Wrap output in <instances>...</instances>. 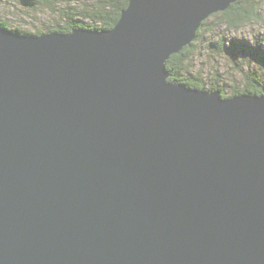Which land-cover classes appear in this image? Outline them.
<instances>
[{"label":"water","instance_id":"95a60500","mask_svg":"<svg viewBox=\"0 0 264 264\" xmlns=\"http://www.w3.org/2000/svg\"><path fill=\"white\" fill-rule=\"evenodd\" d=\"M237 0H130L110 29L0 25V264H264V94L169 80Z\"/></svg>","mask_w":264,"mask_h":264},{"label":"trees","instance_id":"16d2710c","mask_svg":"<svg viewBox=\"0 0 264 264\" xmlns=\"http://www.w3.org/2000/svg\"><path fill=\"white\" fill-rule=\"evenodd\" d=\"M24 7L49 9L58 17L54 24L46 30L37 32L12 29L8 20L0 17V25L23 34H42L44 32L70 33L74 28L110 29L119 21L123 9L130 0H93L83 5H72L69 0H14ZM65 3V6L62 5ZM60 7H57V5ZM254 23H264V0H237L228 9L212 14L199 27L194 40L185 45L179 52L167 59V67L171 72L169 80L184 83L189 87L219 90L224 97L239 94H264V31L252 33L248 37L239 35ZM201 43L210 51L226 55L234 62L243 81L232 78L228 85L204 80L193 72V63L200 53ZM233 66V67H234ZM217 75L220 76L219 73Z\"/></svg>","mask_w":264,"mask_h":264},{"label":"rangeland","instance_id":"374dc122","mask_svg":"<svg viewBox=\"0 0 264 264\" xmlns=\"http://www.w3.org/2000/svg\"><path fill=\"white\" fill-rule=\"evenodd\" d=\"M14 0H0V17L8 20L12 29L20 27L22 30L37 32L39 29L46 30L47 27L55 23L57 15L51 12L49 9L37 7L35 9H30L24 7L23 5L13 2ZM65 2L64 0H58ZM72 5H85L88 2L93 0H69ZM61 4L57 5L60 7ZM65 6V3L62 7ZM260 31H264V23H254L246 27L242 33L239 35L248 37L250 34H254ZM200 53L193 63V72L197 75L202 74L201 76L204 80L213 83H219L223 86L224 80L228 85H236L232 83V78H237L240 81V84L243 81V78L240 72L233 65L234 62L229 56L219 55L210 51L204 46V43H201L199 47ZM234 66V67H233ZM217 73L220 74L217 75Z\"/></svg>","mask_w":264,"mask_h":264}]
</instances>
